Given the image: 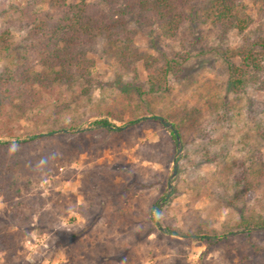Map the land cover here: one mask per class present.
<instances>
[{"label": "rangeland", "instance_id": "1", "mask_svg": "<svg viewBox=\"0 0 264 264\" xmlns=\"http://www.w3.org/2000/svg\"><path fill=\"white\" fill-rule=\"evenodd\" d=\"M26 1L0 0V31L19 23L14 8L24 7ZM86 1L92 8H108L104 0ZM209 2H191L188 11L197 16L174 39L154 22L140 27L133 38L143 56L136 71L118 69L116 46L102 44L90 53L101 88L94 91L88 109L72 105L58 117L66 128L54 126L56 96L45 97L39 118H20L8 107L0 111V141L36 139L25 155L33 160L30 175L9 186L0 174V264H264V238H253L252 245L236 239L204 254L205 246L193 239L196 227L221 233L237 227L240 214L223 201L216 168L196 163L194 138L181 139L183 150L178 154L177 140L144 119L159 116L180 123L184 111L194 108L211 119L214 106L221 113V104L232 102L233 120L220 126L217 152L227 153L229 161L251 159L256 168L264 165V93L247 88L235 98L230 92L223 54L227 44L238 48L241 37L232 31L225 39L206 19ZM239 2L241 15L255 19L256 26L264 0ZM12 36L13 53L0 52V68L21 63L24 35L13 30ZM179 58L187 61L166 79L167 89L148 94L147 62L156 70ZM125 85L134 94L122 92ZM63 95L65 102L71 101L70 92ZM98 107L124 114L122 121L109 118L120 128L118 133L95 125L106 118L91 117ZM77 129L84 130L40 137ZM175 163L178 173L167 199ZM138 180L153 187L140 189L135 186ZM126 186L130 188L124 191ZM20 201L25 206L13 220L10 203ZM242 201L244 209L264 218V183ZM169 221L183 235L166 233L164 224ZM244 230L250 231L233 232ZM72 236L76 237L67 246H60ZM252 246L259 251L254 253Z\"/></svg>", "mask_w": 264, "mask_h": 264}, {"label": "trees", "instance_id": "2", "mask_svg": "<svg viewBox=\"0 0 264 264\" xmlns=\"http://www.w3.org/2000/svg\"><path fill=\"white\" fill-rule=\"evenodd\" d=\"M104 1L107 9L92 8L86 0L77 3H71L70 0H27L24 7L18 10L14 8L19 12L20 21L0 31V52L4 51L7 55L13 53L12 31H18L24 35L18 56L21 63L16 68H0V111L8 107L20 118H27L29 114L39 118L41 115L38 110L45 97L56 96L54 126L64 129L66 126L58 117L72 110V105L88 109L86 106L92 102L94 91L101 88L90 53L102 44L116 46L118 69L123 73L136 71L134 66L143 56L136 50L133 38L140 27L148 21L154 22L166 37L174 39L188 23L194 22L192 17L197 16L188 11L193 0ZM239 1L210 0L206 13V19L225 39L232 31H237L241 37L238 48L230 49L227 44V52L223 54L230 92L235 98H239L247 88H256L264 93V7L258 10L259 20L255 26V19L241 15ZM236 59L238 62H235ZM186 61H182V58L166 61L163 67L156 70L152 62L148 61V94L155 95L164 90L166 79L171 73L179 72ZM124 87L122 92L127 96L134 94L130 86ZM65 91L71 93V101L68 103L63 98ZM221 106V113L217 107L212 108L211 119L204 118L201 111L194 108L184 111L180 123H172L182 140L194 138L195 153L198 155L196 163L216 168L223 184V201L240 214L237 227L221 233L214 229L196 227L192 232L193 239H198L205 246L204 254L236 239L245 240L247 244L250 241L249 245H252L253 238H264V218L252 210L244 209L246 206L242 201L246 193L251 194L264 183V165L260 164L256 168V161L251 159L229 161L227 153L222 150L217 152L219 128L233 120V103L223 102ZM123 115L111 107L101 111L98 107L91 113V117H106L95 122V125L109 134H116L120 129L112 125L109 118L122 121ZM145 123L161 126L173 142L176 141L174 133L159 121ZM35 140L0 141V174L9 186L17 185L25 175H30L29 165L33 164V160L25 158V155H28L27 145ZM135 186L146 189L153 187V183L138 180ZM129 188L124 187V191ZM10 205L12 219L15 220L19 217V207H24L25 202ZM164 225L166 233L183 235L171 221ZM251 228L259 229L233 234V231ZM74 237L64 239L60 246H67ZM251 248L254 253L259 251L254 246Z\"/></svg>", "mask_w": 264, "mask_h": 264}, {"label": "water", "instance_id": "3", "mask_svg": "<svg viewBox=\"0 0 264 264\" xmlns=\"http://www.w3.org/2000/svg\"><path fill=\"white\" fill-rule=\"evenodd\" d=\"M145 120H157L159 121L167 130H170L174 133L175 137H176V140H177V147H178V154H180L183 150V146H182V142H181V138L178 134V132L175 130L174 126L172 123L168 122L166 119L162 118V117H159V116H154V117H145L144 118ZM84 129H77V130H60V131H55V132H52V133H48V134H42L40 135V137H46V136H51V135H57L59 133H78V132H81L83 131ZM177 173H178V164L175 163L174 164V170H173V174L171 176V178L169 179V182H168V187H167V199L171 196L172 194V191H173V181H174V178L177 176ZM257 230V228H252L250 229V231H255ZM164 231V230H163ZM244 231H247V230H244ZM238 232H235L233 234H237Z\"/></svg>", "mask_w": 264, "mask_h": 264}]
</instances>
